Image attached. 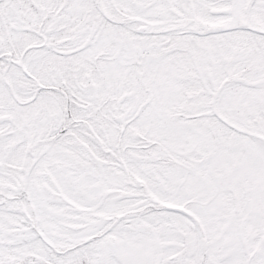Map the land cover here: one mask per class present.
<instances>
[{"label": "snow or ice", "instance_id": "1", "mask_svg": "<svg viewBox=\"0 0 264 264\" xmlns=\"http://www.w3.org/2000/svg\"><path fill=\"white\" fill-rule=\"evenodd\" d=\"M0 264H264V0H0Z\"/></svg>", "mask_w": 264, "mask_h": 264}]
</instances>
